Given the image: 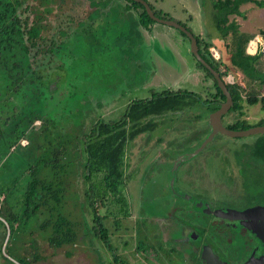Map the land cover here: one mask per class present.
Returning a JSON list of instances; mask_svg holds the SVG:
<instances>
[{
    "label": "flooded vegetation",
    "instance_id": "af4514ba",
    "mask_svg": "<svg viewBox=\"0 0 264 264\" xmlns=\"http://www.w3.org/2000/svg\"><path fill=\"white\" fill-rule=\"evenodd\" d=\"M144 3L149 6L156 18L175 21L192 33L197 42L198 38L202 43L208 42L209 38L205 30H203L204 34L201 32V35L197 36L186 24L171 16L163 15L156 0H0V9L8 15L15 11L22 30H34L37 33L38 36H36L35 41L37 45L42 44V46L34 48L32 52L47 54L38 56L41 59L44 58L46 63L36 65L38 62L35 60L36 64L33 63V71L39 78L38 85L45 81L48 83L47 90L51 91L52 99H49V102L55 101L57 107L76 104L73 103L74 98L71 97L74 96L78 98L79 105L90 106L85 112L87 116L86 120L84 119L82 129L84 134L81 135L80 141L82 137L91 133L95 125L102 122L105 124L126 123L124 126L127 138L124 172L128 190H130L131 183L127 181V178L131 181L132 179L137 180L139 177L148 178L158 172L161 166L169 169V173L165 174L164 177H171L174 181L170 187L172 193L169 201L171 202L170 208H175L172 210L173 213L176 212L175 215L172 214L170 217L164 218V230L157 222L151 221L154 218L139 221L140 224L146 226L147 232L151 234L150 237L155 242L157 241L160 248L172 249L178 264H247L249 260L264 256V244L262 242L264 239V190L260 194L258 192L251 195L247 192L248 190L242 189V183H247L246 175L249 174H256L264 180V144L261 146L257 141L246 143L243 139L247 137L231 138L242 140L239 143L229 142L227 136L225 137L221 132L216 133V128L215 131L213 130L210 121L213 115L228 103L227 97L219 87L213 73L206 67L204 69L200 67L195 55L191 53V47L190 53L186 51L185 53H172L170 55L169 53H157L152 45L148 46L149 50L145 49L141 44V42L144 43L142 37L145 34H149L148 36L152 34L151 36L156 42V39L158 37L161 39V34L164 33L158 30L156 24L168 25L151 18ZM199 7L203 12L204 7L202 5ZM145 13L149 16L148 21L143 18ZM175 29L179 30L191 43L186 33L178 28ZM134 39H137L138 44H140L139 53L149 54L148 51H150L156 54L160 61V64L158 63L153 67L156 69L151 79H155L158 76L157 73H160L161 75H168L175 80V83L180 76L183 83L192 84L195 80V73L198 72L201 77L200 89L198 91L188 90L186 87H184L185 89H178L176 85L166 88V84L162 88V84L160 90L152 89L151 95L150 93L147 94V91L142 92L144 89L141 88L145 85L149 86L147 83L149 81L143 82V73L141 72L143 63L139 66L134 64L137 71L130 72V74L126 71V77L123 81L124 85H127L128 79L132 78L131 86L137 95L131 98L127 94L128 99L122 103L119 114L115 112L112 105L115 100L110 98L112 92L104 87L100 88L102 92H100L99 87L88 89L89 86L87 85L89 84H84L83 77L92 75L98 81L95 86H101L103 83L109 85L108 81H103L104 78H101L99 73L105 74L106 69H114L118 66L117 52H128V48L131 50L133 45L136 49L138 45ZM118 41L121 46L119 51L117 49ZM173 47L176 51L183 50L175 45ZM127 54L125 58L126 68L129 64ZM199 54L202 57L200 50ZM203 54L209 58L207 53ZM62 56L64 57L61 59ZM220 57L222 58V56ZM166 60L171 61L166 63ZM51 62H55L56 66L48 67L47 65H50ZM62 63L69 64L71 68L76 69V71L71 70L73 76L69 77L68 81L59 75V67ZM212 63L210 61L208 65L220 74L223 80L224 75ZM86 68L88 70L84 71ZM181 69L184 70L182 75H180ZM205 69L210 72L212 77ZM48 70L51 71L48 72ZM53 71L55 73L57 71V73L51 80L50 75L54 74ZM138 77L142 83H138ZM240 78L241 73L236 77V82L244 83ZM254 86L258 92L264 91V88L262 89L258 83ZM217 87H219L221 94ZM227 88L230 92L228 84ZM42 90L47 91L45 87ZM127 90L130 89L127 88ZM166 92L173 96L178 92H183L187 94V98L183 99L184 103L181 107H175L159 114H146L133 119L131 113L141 115L144 107L150 105V101L155 96ZM68 93L71 96H68ZM230 94L233 102L227 112L219 119L223 127L241 131L248 130L243 129L246 123L252 128L264 126L262 124L264 115L262 117L252 116V119H247L249 118V107L252 108L259 104L254 106L243 104L244 108L239 109L237 108L239 103L231 92ZM197 104L200 105L201 109L194 111ZM259 106L262 114H264L261 105ZM95 107L97 108L95 109ZM240 110L243 111V114H240ZM90 117L93 119L91 120ZM104 117H112V120H102L105 119ZM93 120L96 122L90 128L85 129V124ZM183 122L189 124L191 128L183 129L176 126ZM151 124L155 125L153 129L149 128ZM121 129L119 128V130ZM170 134L177 136V138L169 137ZM185 135H191V137ZM209 136L212 137V140L201 149ZM222 136L225 138H221ZM256 137L264 138V134L256 135ZM168 139H175L174 141L177 143L180 140V143L174 144L175 147L172 148L168 144ZM225 139L226 141L223 142ZM214 143H218L219 146L207 152L210 145H214ZM222 145L224 146L220 149ZM186 146L192 147V151L187 154H178V149ZM205 152L207 155L213 156V158L210 157L214 162L213 164L210 165V162L206 163L204 160L202 161L204 164L194 166L191 169L187 168L178 177L177 173L187 161ZM223 158L227 159L226 166L228 169L225 170L218 168L222 166ZM210 166L215 168L214 176L209 170ZM130 175H134V177L130 178ZM153 179L154 177L151 178L152 181ZM178 179L181 181L180 185H177ZM181 188H188L189 191L186 192ZM213 189L217 193L212 194ZM174 202L175 204L172 205ZM128 209L130 216H134L137 220L138 212L132 209V205ZM145 218L147 217L142 216V220ZM167 226L173 228L166 230ZM155 247L157 246L155 245ZM160 259L161 257L158 256L154 261L159 264Z\"/></svg>",
    "mask_w": 264,
    "mask_h": 264
},
{
    "label": "trees",
    "instance_id": "16d2710c",
    "mask_svg": "<svg viewBox=\"0 0 264 264\" xmlns=\"http://www.w3.org/2000/svg\"><path fill=\"white\" fill-rule=\"evenodd\" d=\"M211 1L212 8L216 13V28L222 40H225L229 35L232 36L233 44L229 47L231 51L229 52L230 58H228V61L231 62L234 70H239L243 74L246 81V83L242 84L239 82L233 85L228 84L230 92L239 103L237 108L243 109V104L248 106L259 104L264 111V94L258 92L254 87L248 90L247 86L248 84L255 85L258 83L262 89L264 88V73L258 68L262 64V56L260 52L256 55L247 54V45L251 39L241 34L238 24L230 20L232 16H242L241 6L244 4L254 2L258 7L263 8L264 0ZM143 18L146 21L149 20V16L146 13ZM36 36L38 35L34 30H22L15 11L8 15V13L0 9V82L2 81L3 85L6 86L0 92V97H2L0 98V104L5 102L4 105L8 107L11 105V101L14 103L15 99L17 100L11 110L13 113L9 114L8 123H10L5 128L0 127V141L3 140L4 145H7L6 148L8 149L0 154V197H3V200H0V259L4 261V263L0 262V264H32L26 255H19V252L32 246L35 240L32 238L34 233L29 232L26 227L29 226L34 218L41 215H44V218L37 226V229H39L40 233L45 234L43 240L45 239L52 247L60 248L67 244L74 245L78 236V233L75 232L77 223L72 222L65 213V204L68 196L62 175L69 170L68 162L65 163L68 159L64 163L56 162L57 156L63 154L67 157L68 153L65 150H58L50 155L48 154L50 152L49 148L44 150L45 146L36 144L35 154L37 151L44 152L45 156L48 157V160L43 162L42 157H38L35 154L32 156V151H30L33 149L35 141L38 142L37 139L43 138V134L32 136V132L44 126L48 129L46 126L47 113L44 112L46 97L43 99L42 96L44 94H41L45 92L42 90L44 87L46 90L48 89V83L45 81L38 85L39 78L33 71L35 60L38 62V64L35 63L36 65H42L45 60L38 56L46 55L47 53L32 52L34 48L42 46V44L37 45ZM198 45L202 57L208 63L210 61L213 62L212 64L218 67L217 70L221 74L226 75L222 72L223 68L227 69V71L233 70L226 63L227 56H222L220 60H216L212 56V43H202L198 38ZM203 53H207L209 58ZM225 55L228 54L226 53ZM199 65L204 69V66L200 63ZM205 70L210 74L207 69ZM233 72L238 76L237 72ZM209 76L212 77L211 74ZM23 83L26 92L33 90L34 98L41 105L42 112L31 111V109L24 110V107L28 106L26 103L28 102L27 98H30V100L32 98L28 94L25 95V98L21 97L22 90L19 91V89L20 84ZM215 84H217L216 81ZM217 88L221 94L219 87ZM2 93L5 96H2ZM15 94L16 96H14ZM184 97H187V94L183 92H178L175 96L168 92L159 94L150 101V105L144 107L141 115L134 113H131V115L135 119L146 114H159L175 107H181L184 103ZM49 99L47 96V100ZM19 101L20 105H18ZM1 106L0 108L3 109L4 106ZM46 106L49 107V105ZM11 111L9 110V112ZM240 114H243L242 110H240ZM36 121H41L45 124L41 127L33 126ZM125 125V122L111 124L102 122L95 125L91 133L82 137L81 140L86 156L84 183L87 190L85 192V202H81L82 205L78 204L82 210L81 219L83 220L79 222L78 226H85L83 230L86 232V236L90 235L94 241H102L110 251H114V246L110 240V231L107 228L106 220L113 217L116 223L117 217H115L116 210L114 211V205H119L118 202L124 197V191L128 187L127 182L125 183L124 172V155L127 142ZM154 126L151 124L149 128L153 129ZM249 128H252V126L247 123L243 126V129ZM79 138L77 145L80 143ZM23 139L28 140L27 146L21 145L20 142ZM46 143H48V146L51 144L50 140H47ZM10 152L20 156V160L16 161L18 167H13L11 170L15 171L14 168H16V173L21 171V174L23 173V176L27 177L23 183L20 181L21 178L12 171L10 172V178L14 175L11 180L12 184L9 181H4L5 175L3 178L1 172L6 169L10 170V167H8L9 164H6L7 162L3 165L2 163L12 155ZM52 157L54 158L51 162ZM30 162L35 163L32 164ZM49 166H51L53 172L45 176L44 170ZM76 172L78 173V171ZM86 209H89L91 213H89L88 218L85 214ZM103 210H106L109 218H106V215L104 216ZM126 215L130 216L129 209ZM117 227L119 226L117 225ZM21 240L23 241L22 246H20ZM5 243V253L8 257L4 255L2 250ZM40 259L41 257L35 252L33 260L37 262ZM116 263L121 264L118 258H116Z\"/></svg>",
    "mask_w": 264,
    "mask_h": 264
},
{
    "label": "rangeland",
    "instance_id": "374dc122",
    "mask_svg": "<svg viewBox=\"0 0 264 264\" xmlns=\"http://www.w3.org/2000/svg\"><path fill=\"white\" fill-rule=\"evenodd\" d=\"M156 1L158 2L157 5L160 8V12L162 11L163 15H166L167 17L171 16L172 18L186 24L189 28L192 29V31L197 36L201 35V32L204 34L203 30H205L206 35L209 38L207 43L210 42L213 44V47L211 48V53L213 54L215 53V55L216 53H218L220 56H224V57L227 56L230 58L229 52L231 50L229 49V47L233 44L232 36L229 35V37H227L225 40H222L221 35L219 34L216 28V21H215L216 13L212 8L211 0H156ZM257 1H261V0H257ZM199 5H202L204 7L203 12L200 10ZM241 7L244 11L242 12V16H232L230 17V20L235 21L238 24L239 31H240L239 23H242L244 27L243 30L246 33L244 35L248 37L250 36L249 39H253L256 36V34L260 33L261 29L264 30V7L260 8L254 2L246 3ZM156 27H158L159 31L166 33V34L162 33L161 39L160 37H158L159 40L165 41L168 39L173 43V45L186 48V50H178L175 51L174 53H185L186 51L190 53L189 51H190L191 43L185 36L182 35V33L179 30L161 24H156ZM151 35L152 34H150L149 36V40H153V36ZM134 40H136V43L138 45L136 49H134L135 45H133L131 50L128 48V52H124V51H122L121 53L117 52L116 61L118 66H116L114 69H106L105 74L99 73V76L101 78L102 77L104 78L103 81H108L109 85L103 83L101 86H95V84L98 81H96L92 75H89L88 77L87 75H85V77H83L84 84L85 85L89 84L87 85L89 86L88 89L99 87L100 92H102V89L100 88L104 87L112 92V94L109 92L111 95L110 98H113L115 100L112 103V105L114 107L115 112H118V114L121 110L120 107L122 103H125L126 100L128 99L127 94L131 98L137 95V92L131 86L132 78L130 80L128 79L129 83L127 85H124L123 80L124 77H126L125 74L126 71L129 72V74L130 72H136L137 69L134 67V64H137L139 66L141 63H143L142 66L143 68L141 70V72L143 73L142 78H143V82H147V81H151L153 72L156 69V68L154 69L153 67L158 63L160 64V61L157 59L156 54L153 53L144 54L143 52L139 53L140 44H138L137 39ZM180 40H182V42H180ZM119 44L120 42L118 41L117 45ZM119 46L117 48L118 51L121 49V46L120 47ZM126 53H128L127 60L129 62V64H127L128 65L127 68L125 63ZM226 53L228 55H225ZM63 57L64 56H62L61 59ZM44 63H46V60L44 61ZM261 65L263 66L262 68L264 70L263 61ZM261 65L258 67L259 70L261 69ZM47 66L52 68L53 66L54 67L56 66V63L51 62V64L50 65L48 64ZM59 69H60L59 75L62 77V79H66V81L69 80V77L73 76V72H71V70L76 71V69L71 68L69 64L66 65L65 63L64 64L62 63ZM87 70L88 68L84 69V71ZM95 70L99 71L97 69ZM50 71L51 70H48V72ZM183 72L184 70L180 72V75H182ZM228 72L231 73L233 76H235L234 72L231 71V69L228 70ZM52 73L54 74L50 75L51 77L50 79H53V77L56 75L54 71ZM139 76H141L140 73ZM168 78H166L169 80L167 84L170 85L172 84L173 79H171L170 77ZM138 79H139L138 83H142L141 82L142 80L139 77ZM200 79L201 77L199 73L196 72L195 80L192 82V84L183 83V80L180 78V76L176 81V84L181 88L186 87L188 90L198 91L200 89ZM241 79L244 83H246L245 79H243L242 74H241ZM151 83L154 84L152 87L149 86L147 87L146 85L141 87L142 89H144L142 92L147 91V94L150 93L151 95L152 89L158 91L162 87V82L160 80V77H158L156 80L152 81ZM0 85L3 86L2 88L0 86V92H1L6 86L3 85L2 81L0 82ZM20 85L21 86L19 91L22 90L21 97L25 98V95L28 94L29 97L32 98V100H30V98H27L28 102L26 103L28 104V106H25L24 110L31 109V111L33 110L35 112L38 111L42 112L43 109L41 105L34 98L33 90H31L32 92L31 91L26 92L24 90L25 88L24 83ZM164 86L165 84L163 85L162 88H164ZM247 86L248 89L249 88L252 89L251 87H255L254 85H249V84ZM127 88H129L130 90L128 91ZM91 92L93 93V91ZM41 94H44L42 96L43 99L44 97H46L44 103L45 106L49 105V107L44 106V112L47 113L46 126L48 127V129L44 126L43 128H40L39 130H35L34 132H32L31 134L32 136L43 134V138L37 139L38 142L35 141L34 147L30 151H32L31 152L33 154L32 156H34L36 151L35 145L42 144L43 147L45 146L44 150L47 148L50 149V152H48V154L50 155H52L58 150L61 151L65 150L68 153L67 157H65V155L63 154L57 156L56 162L64 163V161L68 159L65 161V163L68 162L67 166L69 170L67 173H64L62 175V178L65 182L67 189L66 194L68 196L65 204V211H66L65 213L72 222L77 223V229L75 230V232L78 233V236L76 237L74 245L67 244L61 246L60 248L52 247L51 244H49L45 239L43 240L45 234L40 233L39 229H37V226H39V224L44 218V215H41L37 218H34L33 221L29 224V226L26 227L29 232L34 233V236H32V238L35 240L32 246L27 247L26 250H21L19 252V255L22 256L26 255L29 258V260L32 262V264H118L116 263V258H118V261H120L121 264H157L154 260L157 259L158 256L161 257L159 264H167L166 262H169L171 264H178V261L175 260L176 256L175 254H173L172 249L167 247L160 248V246L157 244V241L155 242V240L152 237H150L151 234L147 232L148 230H146V226H144V224L139 223V221L142 222V221H147L148 218H154L151 221L157 222L164 230L165 228L164 218L167 216L170 217L172 214L175 215L176 213V212L173 213L172 211L175 208H170L171 202L169 201V198L172 193L170 187L174 184V181L171 179V177L168 178L164 177L165 174L169 173V169L168 168L166 169L165 166H161L158 172H155L154 174L150 175L148 178L139 177L137 180L132 179V181L131 179L127 178V181L131 183L130 190L126 189L124 191V197H122L121 201L118 202L119 203L118 206L114 205L115 206L114 211L116 210L115 217H117L116 223L114 222L113 217L106 220L107 228L110 231V240L112 245L114 246V251H110L109 249H107L105 244L102 243V241L99 240L94 241L90 235L86 236V232L83 230L85 226H78L79 222H81L82 220L81 219L82 210L78 204L80 203L82 205L81 202H85V192L87 190V187L85 186L84 183L85 182L84 167L86 168V164H85L86 156L85 154H83L84 150L82 147L83 142L80 141L81 138H79L80 143L78 145L77 142H78V137H81V135L84 134V131L82 129L84 124L83 123L84 119L86 120V116H87L85 112L87 111V109L90 108V106L79 105L77 101L78 98L71 96L68 93V96L74 98L73 103L76 104H67V106L64 105L62 107L61 105L60 107H57L55 101L49 102L50 100H47V96L51 99L50 96L51 91L47 90ZM3 95L4 93H2V96ZM14 96H16V94ZM15 102L17 103L16 99ZM15 102L13 103V101H11V105H9L8 107L7 105H4L5 102L0 104V107H2L1 105L4 106L3 109L0 108L1 128H5L7 124L10 123V122L8 123L9 114L13 113L11 110L13 106H15ZM18 105H20V101L18 102ZM96 108L97 107H95V109ZM197 109H201L199 104L195 106L194 111H197ZM9 110L11 112H9ZM251 111L248 114L251 117L261 116L260 114L263 113V112L260 113V108H259V112L257 113H254L255 112L254 109ZM90 118L91 120L93 119L92 117ZM104 118L105 119L102 120H106V121L112 120V117H104ZM94 122H96V120L87 122L85 124L86 125L85 129L90 128ZM43 124L45 123L41 121H36L33 126L41 127L43 126ZM193 124L195 125L196 123ZM176 126L183 129L186 127H190V125L185 122L179 123ZM192 128L194 127L192 126ZM41 131L43 132L40 133ZM171 136L173 138H177V136H173L170 134L169 137ZM185 136L191 137V135H185ZM225 137L222 136L221 138H225ZM227 139L229 142H234V143H239V141H242V140H234L229 137ZM47 140H50L51 142L49 146L48 143H46ZM174 140L175 139L173 140L168 139V144L172 148L175 147L174 144L180 143L179 139H178L179 140L178 143L177 141ZM243 140L246 141V143L248 141L250 142L257 141L261 146L262 144H264V138L262 137L255 138V136H251ZM1 141H0V154L8 150L6 148L7 145H4L3 143L4 141L3 140ZM224 141H226V139L223 140V142ZM66 142L68 143L67 145ZM20 143L23 146H27L29 142L28 140L23 139ZM218 146H219L218 143H214V145L211 144L210 148L207 149V152L214 150ZM223 146L224 145L220 146V149ZM178 150H179L178 154H182V153L187 154L188 152L192 151V147L186 146L183 148H179ZM11 151H13V149H11ZM78 151H79V155H78ZM11 154L12 155L9 156L7 159H5L4 162L2 163L3 165L4 163L7 162L6 164H9L8 167H10V170L6 169L1 172L3 178L5 175L4 181L7 182L9 181L10 184H12L11 180L13 179L14 176L13 175L12 178H10L11 175L10 172L12 171L16 173L17 171L16 168H14L15 171L11 169L13 167H18L16 161L20 160V156H17V154L15 153L14 154L11 153ZM35 155L38 157H42L43 162L48 160V157L45 156L44 152L37 151ZM210 157L213 158V156L207 155V153L205 152L202 153L200 156L193 158L190 161H187V163L181 167L180 172L177 173L178 177L181 176L182 172L185 169L187 168L191 169L194 166H199L204 164L202 162L204 160L206 161V163L210 162V165L213 164L214 162ZM53 158L54 157L51 158V162ZM30 163L34 164L35 162H30ZM226 164H227V159L223 158L222 166H219L218 168L221 170L228 169V166H226ZM238 165L239 167H241L239 163ZM209 170L211 174L214 176L215 168L213 166H210ZM76 171H78V173ZM44 172L46 176V174L52 173L53 169L51 168V166H49L44 170ZM16 175H18L21 178L20 180L21 183H23L24 180L27 178L26 176H23V173L21 174V171L17 172ZM132 176L134 177V175H130V178H132ZM152 177H154L153 181L151 180ZM246 181L247 183L246 182L242 183V189L244 188L246 189V191L248 190L247 192L249 194L253 195L254 193H258V192H259L258 194H260V192L264 190V180H262L261 177L256 176V174L246 175ZM180 182L181 181L178 179L177 185H180ZM177 185L176 188H178ZM181 189L185 190L186 192L189 191L188 188H181ZM211 193L214 194L217 192L215 189H213ZM174 204L175 202L172 205ZM131 205H132V209L138 212L137 220L134 218V216L128 217L126 215V213L128 212V207L130 206L131 208ZM89 213H90L89 209H86L85 214L87 218L89 217L88 216ZM103 214L104 216L106 215V218H109V215H107L108 213L106 212V210H103ZM151 215H155V216L149 217ZM142 216L147 218L142 220ZM117 225L119 227H117ZM172 228L173 227L167 226L166 230H170ZM20 242H21L20 246H22L23 241L21 240ZM155 245L157 247H155ZM35 252L41 257V259L37 262L33 260V254ZM156 255L158 256L156 257Z\"/></svg>",
    "mask_w": 264,
    "mask_h": 264
},
{
    "label": "water",
    "instance_id": "95a60500",
    "mask_svg": "<svg viewBox=\"0 0 264 264\" xmlns=\"http://www.w3.org/2000/svg\"><path fill=\"white\" fill-rule=\"evenodd\" d=\"M146 8L148 9V13L150 15L151 18H153L154 20L160 22V23H164L165 25H168V26H172V27H175V28H178L180 29L181 31H183L184 33H186L188 35V37L190 38L191 40V53H193L196 57V59L198 60L199 63H201L204 67H206L207 69H209L213 75L215 76L218 84H219V87L221 88V90L223 91L224 95L227 97V104L224 105L222 107V109L220 111H218L216 114L213 115L211 121H210V124L211 126L213 127V130L216 128L217 130L215 131L216 133L217 132H221L222 135L224 136H227V137H230V138H243V137H248V136H256V135H262L264 134V126L263 127H254V128H250L248 130H241V131H235V130H230V129H227L225 127H223V125H221L219 119L220 117L227 112L229 106H231L232 104V96L230 94V92L228 91V88H227V84L224 83V81L221 79V76L220 74H218L217 72H215L209 65L208 63L200 56L199 54V46H198V42H197V39L194 37V35L192 33H190L189 31L186 30L185 27H183L182 25L178 24L177 22L175 21H166V20H161V19H158L154 16L152 10L149 8V6L144 3ZM228 58L229 57H226V63L232 67V64L230 61H228ZM214 132V133H215ZM213 133V134H214ZM212 140V137H208L206 142L202 145L201 149L206 146L210 141ZM254 212V211H253ZM249 213V212H248ZM251 213V212H250ZM250 216V214H249ZM263 244H264V239L262 240ZM6 243H7V240H6ZM6 243L4 245V248H3V253L6 257H8L5 253V246H6ZM252 262V264H264V256H261L257 259L254 258V260H249L247 262V264H250Z\"/></svg>",
    "mask_w": 264,
    "mask_h": 264
},
{
    "label": "crops",
    "instance_id": "0c3cea01",
    "mask_svg": "<svg viewBox=\"0 0 264 264\" xmlns=\"http://www.w3.org/2000/svg\"><path fill=\"white\" fill-rule=\"evenodd\" d=\"M241 12H244L242 7H241ZM244 22V21H243ZM240 25V33L242 34H246L243 30V24L242 23H239ZM249 30V29H247ZM147 34H145L142 39L144 41V43L141 42V44L145 47L146 50H149L148 49V46L152 45V48L154 47L155 50H157V53H169L172 54L176 51V49L173 47V43L170 42L168 39L165 40V41H162V40H159V38L156 39V42L155 40H149V34L146 36ZM250 37V36H249ZM151 41V42H150ZM151 43V44H149ZM159 43V44H158ZM157 47V48H156ZM161 47V49H159ZM180 48V46H179ZM182 48V47H181ZM159 49V50H158ZM183 50H186V48H182ZM246 52L247 54L249 55H256L258 52H260L262 58H261V63L262 61L264 62V30L261 29L260 33L259 34H256V36L250 40L249 44L247 45V49H246ZM148 53H151L150 51H148ZM170 59V58H169ZM169 61L171 60H166V63H169ZM230 67V66H229ZM263 66L261 65V69L260 71L262 73H264V70L262 68ZM233 68V67H231ZM182 71V69H181ZM233 71L237 72L238 74H240L241 72L239 70H234L233 68ZM158 76L155 78V79H151V81L147 82L149 87H152L154 84H152L151 82L156 80L158 77H161L160 80L162 82V84H166V88H170L169 86L171 85H176L178 87V89H180L181 87H179L174 81L175 80H172V84L168 85L167 83L169 82V78H168V75H161L160 73H157ZM168 78V79H166ZM241 79V78H240ZM242 80V79H241ZM184 87H182L181 89H183ZM185 89V88H184ZM264 94V91L262 92ZM185 98V97H184ZM187 98V97H186ZM259 108L260 106L257 105V106H254L252 108H250V110L248 111V114L250 113L251 110L254 109V113H257L259 112ZM252 112V111H251ZM253 113V114H254ZM260 113H261V110H260ZM261 115V114H260ZM264 114H262L261 116L259 117H262ZM249 116V118L247 119H252L253 117ZM258 119V118H257ZM0 262L4 263V261L2 259H0Z\"/></svg>",
    "mask_w": 264,
    "mask_h": 264
},
{
    "label": "built area",
    "instance_id": "2783aa9c",
    "mask_svg": "<svg viewBox=\"0 0 264 264\" xmlns=\"http://www.w3.org/2000/svg\"><path fill=\"white\" fill-rule=\"evenodd\" d=\"M211 54H212V56H213L216 60H220V59H221V57H220V55H219L218 53H216V55H215V53H214V54L211 53ZM222 72L226 74V75L224 76V81H225L227 84L233 85V84L236 83V77L233 76L231 73H229V72L227 71V69L224 68ZM0 199L3 200V197H0Z\"/></svg>",
    "mask_w": 264,
    "mask_h": 264
},
{
    "label": "clouds",
    "instance_id": "9594fccd",
    "mask_svg": "<svg viewBox=\"0 0 264 264\" xmlns=\"http://www.w3.org/2000/svg\"><path fill=\"white\" fill-rule=\"evenodd\" d=\"M224 80V79H223ZM225 82V81H224ZM226 83V82H225ZM227 84V83H226Z\"/></svg>",
    "mask_w": 264,
    "mask_h": 264
}]
</instances>
